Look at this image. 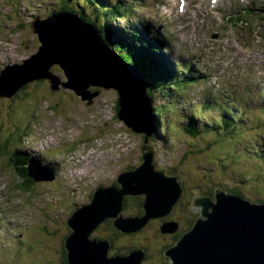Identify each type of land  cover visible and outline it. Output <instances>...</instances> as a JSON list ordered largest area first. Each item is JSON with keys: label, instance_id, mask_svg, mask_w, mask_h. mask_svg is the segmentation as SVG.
<instances>
[{"label": "rangeland", "instance_id": "obj_1", "mask_svg": "<svg viewBox=\"0 0 264 264\" xmlns=\"http://www.w3.org/2000/svg\"><path fill=\"white\" fill-rule=\"evenodd\" d=\"M147 1L145 8L137 13L145 17L150 15L151 20L162 25L168 24L174 37L184 39L185 48L181 58L187 55L196 58L194 66L201 67L210 80L201 87L196 85L198 87L191 89L190 94L209 87L213 81L217 91L220 86L226 94L219 93L220 97L230 100L226 109L231 110L233 121L241 122L243 129L255 127L242 136L245 133L237 135L236 125L231 121L229 124L225 119L205 120L207 123L204 124L205 121L196 116L192 109V105H195L188 103L186 97L179 101L181 108L177 109L175 115H166L170 123L172 120L173 132L166 135L162 143L155 146L149 142L148 146L152 145L154 150L152 163L155 170L165 172L167 177H175L181 185V203L178 202V206L169 211L165 222L164 219L150 221L136 235L125 236L121 233L116 237L111 235L109 229L102 227L98 233L93 231L90 236L92 240L97 237L112 239L109 257L113 251L121 254L127 248L136 246V250L147 253L149 260L145 264H150L158 259L157 250L165 244L157 233L163 223L168 225V222L177 221L180 230L186 231L192 227L198 214L189 213L187 205L193 196L200 194V197L212 198L216 187L225 191H241L254 201L264 200V175L260 173L258 178L253 177V174L261 171V167L264 168V160L257 161L249 152L253 147L260 157L264 155L262 138L256 137L259 132H264L263 119H256L258 116L264 118V115H260L264 109V68L261 64L264 60V13L261 11L264 8L260 0H229V6L220 7L222 11L213 15L214 22L211 19L207 23L205 18L210 9L207 12L204 8L201 10L200 4L195 10L184 9L180 14L175 10L171 12L167 0ZM76 2L83 4L82 0H69V6H73L70 8L76 10ZM58 8L57 0H0V70L4 65H19L37 52L40 44L28 24L34 18L46 19ZM92 14L96 13L92 11ZM220 15L222 18L223 15L241 18L237 24H226ZM221 30H227L228 38L224 39L225 34ZM238 35H249L248 39L254 41L249 42L251 49L245 43H236ZM177 43L171 44L174 52ZM236 48L241 52H237ZM241 55L251 59L240 64ZM51 72L61 81H66L58 66H53ZM17 95L10 101L0 98V148L5 144L3 138L11 134L6 135L7 130L13 132L6 147L10 152L20 144V140L29 138L22 141L24 144L20 147L28 144L35 154H40L39 158L52 162L57 177L51 183L34 182L29 193H25L19 188L12 164L16 159L20 162L19 159L10 155L11 161L8 153L0 154V173L9 176L8 187L3 189L5 198L0 197L1 205L11 210L15 206L18 212L13 215L29 221L33 234L39 235L33 242L20 240L26 249L14 246L11 253L6 249L8 244L16 243L17 234L2 235L3 230L0 231V264H58L60 243L67 234V219L76 209L90 203L91 194L99 186H114L120 173L142 166L144 138L129 131L116 118L114 101L117 95L113 91L102 90L90 106L68 89L52 92L46 80L30 84ZM39 97L49 102L40 101ZM152 103L159 105L160 101ZM256 108L259 110L257 114L253 113ZM181 116H186V121L177 125L178 120L175 121L174 117ZM168 124H164L163 128L167 129ZM185 126L187 128H183ZM182 128L187 129L188 133ZM127 198L119 217H133L137 212V203L143 200V197ZM18 224L19 219L15 221V226L18 227ZM7 259L10 261L6 262Z\"/></svg>", "mask_w": 264, "mask_h": 264}, {"label": "water", "instance_id": "obj_2", "mask_svg": "<svg viewBox=\"0 0 264 264\" xmlns=\"http://www.w3.org/2000/svg\"><path fill=\"white\" fill-rule=\"evenodd\" d=\"M31 31L40 44L37 52L19 65L5 66L0 71L1 99L10 100L26 86L45 80L52 92L68 89L82 102H88L87 106L102 90L113 91L117 95L116 118L144 138L142 166L120 174L118 187L94 191L91 202L76 209L68 219L71 234L65 243L67 264H141L145 258L142 250L108 258L109 242L90 236L100 224L112 219L114 229L120 233H136L150 221L166 219L183 196L178 180L156 171L152 163L154 154L148 143L152 142L154 126L147 85L141 74L77 15L63 13L37 21L32 23ZM53 66L62 70L65 82L51 72ZM27 169L34 182L54 179L52 169L36 159L29 158ZM127 197H143L142 219L118 216ZM189 210L198 217L165 250L169 260L166 264H264V203H250L214 187L212 198L193 196ZM177 228V223H163L160 232L170 234Z\"/></svg>", "mask_w": 264, "mask_h": 264}, {"label": "trees", "instance_id": "obj_3", "mask_svg": "<svg viewBox=\"0 0 264 264\" xmlns=\"http://www.w3.org/2000/svg\"><path fill=\"white\" fill-rule=\"evenodd\" d=\"M82 1H83V4H81L80 2H76V4H74L75 7L77 8L76 10H74V9L70 8L73 6H69V0H61L62 4H60L59 8L56 11H52L49 14V16L60 14L61 12H66V11L70 12L71 14L78 15L82 21H84V22L86 21L85 23L90 24L96 30L99 39L105 45H108V47L110 49L117 52L121 56L123 61L132 65L141 74L142 78L144 79V81L147 85V95H148L149 99L153 102L155 100L160 101L159 105H156V104L154 105L153 103H151L152 115H153V126H154V137L152 138L151 143H152V145L156 146L158 143V140L163 136V133L168 134V136H169V134H171L170 132H173V130H174L172 127V124H171L172 120L170 123L166 114L167 113L170 114L171 111H176L177 103H179V101L182 100L186 95V88H187L188 84L189 83L191 84L193 82H197V80L199 79V74L197 73V71H194L193 69H192V73H191V71H189L190 69H188L187 70V72L189 71L188 74L187 73H184V74L181 73L180 74V72L177 69L178 68L177 64H174V62L169 63V62H166V60H164L162 53H161V48L157 45V41L154 39L145 41L146 36L139 35V34L137 35V33H136L137 30L134 29L133 25H130V28L128 29V31L125 30V32H124L123 27L118 26L119 19L123 16H126L128 14V11H129L128 5L126 4V2H123V0H117L116 4H114V5H113V3H110L109 0H82ZM92 11H94L96 14L93 15ZM130 11H129V13H130ZM262 13H264V11H262ZM18 18L19 17H17V19ZM29 26H30V24H28V27ZM28 86L23 88L21 90V92L26 90ZM172 91H174V92L172 93ZM15 97H18V95H16ZM39 98H40V101H44L45 103L49 102L46 99H43L41 97H39ZM2 103H8V101H5V102L2 101ZM114 109L116 110V112L118 111V107H117L116 102H115ZM185 117L186 116H184V117L181 116L180 119L174 117V120L175 121L179 120V121H177V125H180L182 123L183 119H186ZM226 122H228V121L226 120ZM166 123H169L167 125V129L163 128V125ZM236 127L238 128L236 131H238L239 133L240 132L245 133L244 136L251 130V128L242 129L240 126H236ZM183 128H187V126H185ZM183 128H182V130L185 131L186 133H188L187 129H183ZM191 129L196 130L195 128H191ZM6 135H9V136L3 138V140L5 141V144L3 147L0 148V154H2V153L7 154L8 153V158L10 159L11 156L12 157L16 156L18 154L19 150H17L18 147L17 148L14 147V149L11 150V152H10V150H7V148H6L7 143L10 141V138L12 137L13 132H9L7 130ZM260 135H261V133L257 134V137H259ZM194 136L196 137L198 135L194 134ZM195 139H198V138H195ZM245 140L246 139H243V141H245ZM260 140H262V139H260ZM152 145H150V147L149 146L148 147L150 149H152ZM250 156L254 157V159H256L259 162L261 160H264V155L263 156L261 155L262 157H260V154H256V155L254 154L253 155V153H251ZM12 164H13V167L15 168L14 170L16 171L15 177L20 183L19 188L22 189L23 192L29 193V190H30L32 184L34 183V181L29 178L27 164L25 165L22 162H18L17 159L12 161ZM260 169H261V171L259 173H257L256 175L253 174V177L258 178L260 173L261 174L263 173V175H264V168L261 167ZM114 186H116V184ZM223 191H225V190H223ZM227 191H229V190H226L225 192H227ZM229 192H231L234 195H238V196L242 197L243 199L249 201L250 203H252V202L264 203V200L259 199V200L254 201V200L250 199V197L245 196L243 192L238 191V190L230 189ZM199 195L200 194H198L196 196H199ZM196 196H194V197H196ZM91 198H92V195L90 196V199ZM127 199H129V198H125L123 202H126ZM142 203H143V200H141L139 203H137L138 204V206L136 208L137 212H136V214H134L133 217H136V216H139L138 218L144 217L145 212L143 210ZM189 205L190 204L187 205V207H188L187 209H188L189 213H191V211L189 210ZM175 206H178V205L176 204ZM165 220L166 219H164V222H165ZM109 222L102 223V225H100V227H98L95 230V233L96 232L98 233V231L102 227H104V228L109 229L111 231L112 236L115 235L117 237L118 235H120L121 233L118 232L117 230H115L113 225L109 224ZM105 226H107V227H105ZM138 232H140V231H138ZM138 232H136V233H138ZM51 233H52V235H55V232L51 231ZM70 234H71V232L68 229L66 236L64 237V239L60 243V248H59L60 255H58V258H57L58 264H67L68 263L65 243H66V239L69 237ZM132 234H135V233H132ZM33 236L35 237V239H37L39 237L38 234L36 236V233H34ZM180 237H176V239H174L175 242H177V240H179L178 238H180ZM105 240L107 242H109V248H110V246H112L111 245L112 239H108V238L103 239L101 237L96 238V241H105ZM168 243H170V242H168ZM162 246H161V252H164V250H166L167 248H169L172 245L164 246V247H162ZM132 247H133L132 248L133 251L136 250V248H137L136 246H132ZM61 255H62V258H61ZM117 256L120 257V256H125V255L123 253L118 254L117 252L113 251V254L110 257L108 256V258H112V257L114 258Z\"/></svg>", "mask_w": 264, "mask_h": 264}, {"label": "flooded vegetation", "instance_id": "obj_4", "mask_svg": "<svg viewBox=\"0 0 264 264\" xmlns=\"http://www.w3.org/2000/svg\"><path fill=\"white\" fill-rule=\"evenodd\" d=\"M161 221V220H160ZM164 221V220H163ZM166 221V220H165ZM172 222H174V223H177L178 224V229H177V231L176 232H174V233H170V234H161L160 232H159V229L157 230V233H158V235L162 238V241L165 243L162 247H164V246H170V245H174L176 242H175V240L174 239H176V237H180L184 232H185V230H180V224H179V222H177V221H172ZM109 224H112V221H110L109 222ZM150 224V223H149ZM112 227V226H111ZM67 231H68V229H67ZM178 231H181V232H178ZM67 233V232H66ZM139 233V232H138ZM138 233H135V234H121V235H125V236H131V235H136V234H138ZM179 239V238H178ZM178 241V240H177ZM168 242H170V243H168ZM172 243V244H171ZM130 248V247H129ZM129 248H127V252L125 251V252H123L124 254H128L129 252H131L133 249L131 248V249H129ZM129 250V251H128ZM165 251V250H164ZM157 257H158V259L156 260V261H154V262H152V263H150V264H166V263H168L169 262V260H168V258L164 255V252H161V249H158V251H157ZM61 258H62V255H61ZM149 260V257H148V255H147V253L145 254V259L143 260V262L141 263V264H145L146 263V261H148Z\"/></svg>", "mask_w": 264, "mask_h": 264}, {"label": "bare ground", "instance_id": "obj_5", "mask_svg": "<svg viewBox=\"0 0 264 264\" xmlns=\"http://www.w3.org/2000/svg\"><path fill=\"white\" fill-rule=\"evenodd\" d=\"M140 6H141V4H139ZM84 22V21H83ZM86 22V21H85ZM129 64V63H128ZM264 68V67H263ZM53 73V72H52ZM92 91V90H91ZM150 103H152V101L150 102ZM116 111V110H115ZM118 112V111H117ZM117 112H116V114H117ZM124 126V125H123ZM129 131H131L129 128H127ZM199 132V131H198ZM142 141V140H141ZM91 144V143H90ZM143 144V143H142ZM89 146V145H88ZM93 149V148H92ZM142 157V156H141ZM142 160V159H141ZM182 200V199H181ZM180 200V201H181ZM124 201V200H123ZM183 205V204H182ZM73 215V214H72ZM139 216H137V217H135V218H138ZM138 219H142V217L141 218H138ZM138 249V248H137Z\"/></svg>", "mask_w": 264, "mask_h": 264}]
</instances>
